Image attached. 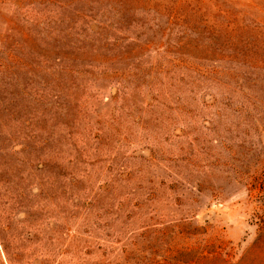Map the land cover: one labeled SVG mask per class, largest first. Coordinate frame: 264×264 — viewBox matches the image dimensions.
<instances>
[{
	"label": "rangeland",
	"instance_id": "374dc122",
	"mask_svg": "<svg viewBox=\"0 0 264 264\" xmlns=\"http://www.w3.org/2000/svg\"><path fill=\"white\" fill-rule=\"evenodd\" d=\"M0 264H264V0H0Z\"/></svg>",
	"mask_w": 264,
	"mask_h": 264
}]
</instances>
